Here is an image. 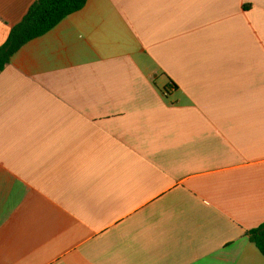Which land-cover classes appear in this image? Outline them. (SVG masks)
I'll list each match as a JSON object with an SVG mask.
<instances>
[{
    "label": "crops",
    "instance_id": "0c3cea01",
    "mask_svg": "<svg viewBox=\"0 0 264 264\" xmlns=\"http://www.w3.org/2000/svg\"><path fill=\"white\" fill-rule=\"evenodd\" d=\"M263 222L264 0H87L0 71V264H264Z\"/></svg>",
    "mask_w": 264,
    "mask_h": 264
},
{
    "label": "trees",
    "instance_id": "16d2710c",
    "mask_svg": "<svg viewBox=\"0 0 264 264\" xmlns=\"http://www.w3.org/2000/svg\"><path fill=\"white\" fill-rule=\"evenodd\" d=\"M87 0H36L23 18L10 29L0 46V71L28 41L45 34L66 16L84 7ZM249 240L264 256V222L246 232Z\"/></svg>",
    "mask_w": 264,
    "mask_h": 264
}]
</instances>
